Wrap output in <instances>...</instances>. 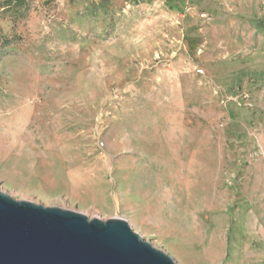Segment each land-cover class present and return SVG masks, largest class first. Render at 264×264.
I'll use <instances>...</instances> for the list:
<instances>
[{
  "label": "rangeland",
  "instance_id": "374dc122",
  "mask_svg": "<svg viewBox=\"0 0 264 264\" xmlns=\"http://www.w3.org/2000/svg\"><path fill=\"white\" fill-rule=\"evenodd\" d=\"M0 191L264 264V0H0Z\"/></svg>",
  "mask_w": 264,
  "mask_h": 264
},
{
  "label": "water",
  "instance_id": "95a60500",
  "mask_svg": "<svg viewBox=\"0 0 264 264\" xmlns=\"http://www.w3.org/2000/svg\"><path fill=\"white\" fill-rule=\"evenodd\" d=\"M0 264H176L126 220H101L0 191Z\"/></svg>",
  "mask_w": 264,
  "mask_h": 264
},
{
  "label": "crops",
  "instance_id": "0c3cea01",
  "mask_svg": "<svg viewBox=\"0 0 264 264\" xmlns=\"http://www.w3.org/2000/svg\"><path fill=\"white\" fill-rule=\"evenodd\" d=\"M121 168H123V169H125L127 171L132 170V167L130 165H125V166H123ZM108 203L115 204V201H114V199H111V200L108 201Z\"/></svg>",
  "mask_w": 264,
  "mask_h": 264
},
{
  "label": "built area",
  "instance_id": "2783aa9c",
  "mask_svg": "<svg viewBox=\"0 0 264 264\" xmlns=\"http://www.w3.org/2000/svg\"><path fill=\"white\" fill-rule=\"evenodd\" d=\"M197 72H198V73H202V70L199 69V70H197Z\"/></svg>",
  "mask_w": 264,
  "mask_h": 264
}]
</instances>
